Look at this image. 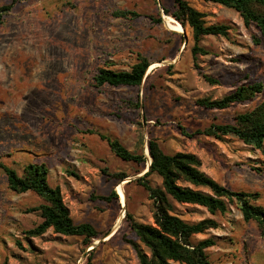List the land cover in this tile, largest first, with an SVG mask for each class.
<instances>
[{"label":"rangeland","instance_id":"obj_1","mask_svg":"<svg viewBox=\"0 0 264 264\" xmlns=\"http://www.w3.org/2000/svg\"><path fill=\"white\" fill-rule=\"evenodd\" d=\"M187 1L207 24L230 27L227 36H204L208 53L196 60L191 27L184 35L166 25L173 16L164 7L172 11L173 0H0V264H140L130 241L149 249L131 222L154 224V203L139 179L162 185L156 172L146 174L151 138L167 154H195L201 171L231 190L258 193L253 203L264 207V148L232 134L183 133L235 123L238 114L264 103V34L232 7ZM119 10L137 15L116 16ZM140 56L154 67L139 86L95 85L99 67L130 70ZM259 81L263 90L244 102L225 109L198 104ZM99 133L146 162L121 159ZM28 163L47 166L48 181L59 187L74 222L90 223L96 237L52 228L26 232L42 222L32 208L44 201L34 191L12 190L1 165L22 175ZM172 203L187 222L218 223L192 236L194 242L215 239L206 248L210 264H264L258 223L245 221L236 202L216 214Z\"/></svg>","mask_w":264,"mask_h":264},{"label":"trees","instance_id":"obj_2","mask_svg":"<svg viewBox=\"0 0 264 264\" xmlns=\"http://www.w3.org/2000/svg\"><path fill=\"white\" fill-rule=\"evenodd\" d=\"M232 7L243 16L246 26L255 24L264 34V0H206ZM174 9L171 11L164 7L166 14L180 22L183 27L192 29L194 45L192 47L193 58L196 60L199 54H207L208 51L201 44L206 35L227 36L230 27L226 24H207L204 13L191 6L187 0H173ZM137 15L134 11L119 10L116 16ZM159 21L161 18L158 19ZM256 42H260L254 37ZM150 61L140 56L130 70H116L109 66L99 67L93 79L97 87L108 85L139 86L146 74ZM210 82H217L204 75ZM263 90L261 81L242 85L231 93L219 99L202 98L198 104L205 108L225 109L235 102H244L251 99L256 93ZM183 133L193 136L196 133H204L221 137L232 134L244 143L255 148H264V103L257 108L240 113L235 123L212 124L210 127L197 132ZM105 139L112 151L121 159L145 163L143 154L127 149L118 139L99 133ZM148 151L152 159L146 174L156 172L162 178L161 186H152L149 182L139 181L148 190L154 203V224H146L137 221L131 222V229L139 240L149 249V254L142 250L134 241H130L137 251L140 264H210L206 248L215 245L214 238L208 237L198 242L192 240V236L202 233L206 229L215 228L218 223L211 218H205L195 223L185 221L173 212L172 200L180 203L198 204L206 207L212 214L224 213L228 209V203L236 202L245 221L254 220L258 223L260 235L264 237V207L253 203L259 197L258 193L231 190L200 170L201 161L193 153L176 152L165 153L159 143L151 138L148 141ZM8 186L16 192L34 191L42 199L43 203L33 207L32 210H40L42 222L35 228L26 231L39 235L52 228L54 232L64 235L85 236L90 240L97 236V231L90 223H75L70 216V211L63 200L59 187H53L48 181V168L44 163H28L24 167V173L18 172L9 166L1 165ZM123 178L125 175H119ZM181 182L188 183L184 185ZM194 187H204L209 191H203ZM113 196L117 193L113 191ZM109 199V198H108Z\"/></svg>","mask_w":264,"mask_h":264},{"label":"bare ground","instance_id":"obj_3","mask_svg":"<svg viewBox=\"0 0 264 264\" xmlns=\"http://www.w3.org/2000/svg\"><path fill=\"white\" fill-rule=\"evenodd\" d=\"M166 15V14H164ZM165 18V17H164ZM165 21H166V25L169 29L173 30V31H176V32H182V31H185V28L182 26V24L176 20H174L173 18L171 17H167L165 18ZM154 67V64L150 65L149 66V69H152ZM150 158V157H149ZM119 223V220L117 221V224ZM117 226V225H116Z\"/></svg>","mask_w":264,"mask_h":264},{"label":"water","instance_id":"obj_4","mask_svg":"<svg viewBox=\"0 0 264 264\" xmlns=\"http://www.w3.org/2000/svg\"><path fill=\"white\" fill-rule=\"evenodd\" d=\"M182 33L185 35V31H182ZM149 157H150V155H149ZM151 161H152V159H151V157L148 159V164H147V168L149 169V167H150V164H151Z\"/></svg>","mask_w":264,"mask_h":264}]
</instances>
